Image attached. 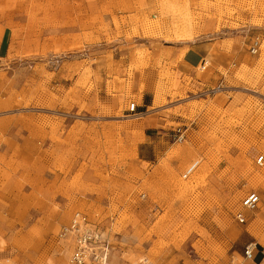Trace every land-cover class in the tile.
<instances>
[{
    "label": "rangeland",
    "instance_id": "1",
    "mask_svg": "<svg viewBox=\"0 0 264 264\" xmlns=\"http://www.w3.org/2000/svg\"><path fill=\"white\" fill-rule=\"evenodd\" d=\"M3 35L0 264H70L58 234L75 212L110 264H254L250 243L264 257V0H0ZM180 41L181 60L219 52L173 76L162 49ZM149 78L163 113L129 114ZM147 124L163 131L149 143Z\"/></svg>",
    "mask_w": 264,
    "mask_h": 264
},
{
    "label": "built area",
    "instance_id": "2",
    "mask_svg": "<svg viewBox=\"0 0 264 264\" xmlns=\"http://www.w3.org/2000/svg\"><path fill=\"white\" fill-rule=\"evenodd\" d=\"M262 40L259 37L254 38L250 46V53L257 55L262 48ZM209 66L208 60H204L199 70L204 71ZM218 87L217 90H220ZM138 106L135 102H131L127 108L129 114L136 115ZM264 116V106L262 108ZM185 131L177 130L174 136L176 142L185 141ZM259 165L264 163V155L257 159ZM261 204V197L257 193H250L242 200V207L246 210H255ZM236 220L240 224H245L247 218L243 213L236 215ZM58 237L64 241L70 250V264H110L111 244L108 236L99 228L96 222L83 212H75L70 222L61 227ZM257 246L250 243L245 247L244 258L247 261L255 262L257 256ZM132 264H154L148 258H141Z\"/></svg>",
    "mask_w": 264,
    "mask_h": 264
},
{
    "label": "crops",
    "instance_id": "3",
    "mask_svg": "<svg viewBox=\"0 0 264 264\" xmlns=\"http://www.w3.org/2000/svg\"><path fill=\"white\" fill-rule=\"evenodd\" d=\"M182 43L183 42L180 41L175 46H163V49H162L163 53H167L169 56L168 59H163L162 66L168 65L169 67H171L173 76L177 75V77H180L182 73L185 74V76H188L191 70L199 69V67L202 65L204 60L213 58V55L211 54L212 51L219 52L218 49L213 48L214 43H208V42L201 41V42L189 45L188 50L184 53V56L181 60L180 51L182 48L181 47ZM3 45L5 47L7 46V40L4 35L0 40L1 48ZM225 56H227V54L221 55L220 57L225 58ZM129 59H131V56ZM212 69L216 71V69L214 68ZM144 72H145L144 75L148 77L151 74V71H144ZM136 75H138L137 80L141 78L140 73ZM193 79H195V77ZM145 82H146V87L144 91L141 93V95L138 97L137 112L140 111V114H143V115H150L151 113L162 114L163 112L158 110L159 103H156L158 98H157L155 88H154L155 87L154 80H150L149 78ZM218 83L219 81H215V82H210L208 85L212 87L213 85H217ZM100 91L103 95L104 94L109 95V92L107 91L106 88H103ZM116 94L117 96H120V93H116ZM122 97L128 98L126 94L122 95ZM167 101L168 103H170L172 99L170 97H167ZM160 129L162 128L147 124L146 130H145V135H146L145 137L147 139V142L150 141V138L157 137L158 135L156 134H160V133L163 134V131H160ZM263 262H264V257L262 255V252H258L254 264H263Z\"/></svg>",
    "mask_w": 264,
    "mask_h": 264
},
{
    "label": "bare ground",
    "instance_id": "4",
    "mask_svg": "<svg viewBox=\"0 0 264 264\" xmlns=\"http://www.w3.org/2000/svg\"><path fill=\"white\" fill-rule=\"evenodd\" d=\"M158 98V96H157ZM255 237H256V240L257 242L264 247V235H261L259 232L255 231L254 233Z\"/></svg>",
    "mask_w": 264,
    "mask_h": 264
}]
</instances>
